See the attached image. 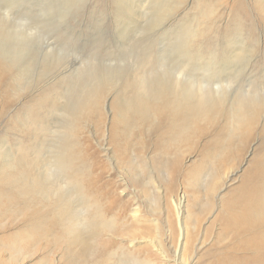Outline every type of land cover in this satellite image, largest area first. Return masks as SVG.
Listing matches in <instances>:
<instances>
[{
    "label": "rangeland",
    "instance_id": "rangeland-1",
    "mask_svg": "<svg viewBox=\"0 0 264 264\" xmlns=\"http://www.w3.org/2000/svg\"><path fill=\"white\" fill-rule=\"evenodd\" d=\"M259 4L258 0H0V56L20 72V89L32 88L46 62L54 63L56 68L47 77H67L62 91L77 85L86 70L109 79L134 73L143 47L154 58L144 73L152 78L180 75L188 87L194 86L192 97L203 94L200 86L208 84L205 91L219 100L220 111L238 100L259 96L264 101V13ZM213 23L217 32L210 36L224 51L209 46L192 51L190 63L182 65L186 54L181 43L186 38L198 42L194 34ZM3 82L0 79V136L9 139L1 141L2 153L17 134L8 130L9 115L21 106L18 102L4 110ZM108 89L100 124L95 116L82 119V140L90 146L84 154L97 155L98 184L105 190L101 199L111 207L108 219L123 227L122 235L113 238L105 233L90 240L87 249L76 247L72 252L65 244L28 248L20 234L25 228L22 221L8 217L0 223V264H179L182 260L213 264L223 256L240 255L241 239L227 218L242 213L238 198L246 178L255 171L254 162L264 160V112L244 145L237 138L232 141L235 147L227 143L232 123L222 113L215 120L199 121L186 136L170 135L167 124L156 117L136 128L139 136H128V145L125 140L113 144V93ZM58 114L48 117L50 125ZM3 159L0 155V162ZM203 163L206 166L198 173ZM215 173L218 184L208 193L203 181ZM182 195L184 214L179 220L176 205ZM228 203L235 211H228ZM134 208L138 220H133ZM243 254L262 255L258 250Z\"/></svg>",
    "mask_w": 264,
    "mask_h": 264
},
{
    "label": "bare ground",
    "instance_id": "bare-ground-1",
    "mask_svg": "<svg viewBox=\"0 0 264 264\" xmlns=\"http://www.w3.org/2000/svg\"><path fill=\"white\" fill-rule=\"evenodd\" d=\"M258 1L261 5L258 8L264 13V0ZM235 26L241 27L237 23ZM215 32L217 30L213 23L194 34L193 38L195 40L197 37L198 42L188 38L181 41L186 54L182 65L190 63L192 51L209 46L213 47L211 50L216 48L222 52L224 46L217 43L216 37L210 36ZM2 57L0 79L4 81L2 91L6 93L3 95L4 110L18 102L21 106L9 115L8 120V130L15 131L19 136L12 135L10 148L3 153L0 151L4 158L0 162V223L9 221L8 217L22 221L25 228L20 234L24 236L28 248L49 243L65 244L66 251L72 252L76 247L87 249L90 240L96 241L105 233L113 238L121 234L123 227L117 226L115 220L108 219L107 213L111 207H107L101 199L105 190L98 184L100 166L97 155L92 152L86 156L84 153L90 151V146L86 140H82L81 121L95 116V121L100 124L103 101L110 92L108 88L111 87L113 93L110 104V137L113 144L125 140V145H128V136H139L134 130L156 117L159 123L167 124L170 135L186 136L199 121L215 120L217 114L222 113L232 123L227 143L235 147L236 143L232 141L237 138V142L244 145L250 128L259 114L264 112V101L259 100V96L244 99L242 103L238 100L237 105L231 104L229 108L219 111L222 107L219 100L209 98L211 95L205 91L209 90L208 84L200 86L203 94L192 97L190 89L194 86L188 87L180 75L174 74V79L164 74L161 78H152L150 73L144 71L151 67L154 58L143 47L137 55L139 59L134 73L109 79V76L101 77L94 70H86L77 85L65 86L62 91L67 77H47L51 74L48 71L56 68L54 63L46 62L38 82L32 88L27 89L30 87L28 85L26 89H20V72ZM36 91L39 92L34 94ZM228 109L232 110L230 116L225 113ZM57 111L59 114L55 115L53 125H50L48 117ZM262 130L264 132V124ZM9 134L7 132V136ZM3 139H6V143L9 137L0 136V149L4 144H1ZM130 163L134 166L135 161ZM174 163L178 165L177 160ZM203 164L199 166L198 173L204 170L206 163ZM254 166L255 171L247 176L246 188L238 198L242 213L233 218L229 214L227 218V223L235 227L231 230L241 239V254L223 256L213 264H264V160H256ZM217 180V174L205 179V191L213 193ZM182 198L183 195L176 205L179 220L184 214ZM137 210L134 208L132 211L133 220H138ZM228 211H235L233 203H228ZM149 241L155 244L154 240ZM251 250H258L262 255L249 257L243 254ZM180 255L181 252L177 250L176 256ZM179 264L186 263L182 260Z\"/></svg>",
    "mask_w": 264,
    "mask_h": 264
}]
</instances>
